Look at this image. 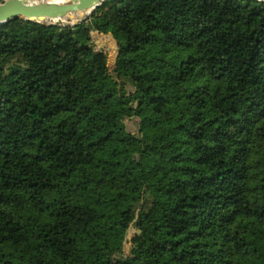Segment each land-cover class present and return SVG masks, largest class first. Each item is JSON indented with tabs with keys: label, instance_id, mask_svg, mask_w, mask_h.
I'll return each instance as SVG.
<instances>
[{
	"label": "trees",
	"instance_id": "obj_1",
	"mask_svg": "<svg viewBox=\"0 0 264 264\" xmlns=\"http://www.w3.org/2000/svg\"><path fill=\"white\" fill-rule=\"evenodd\" d=\"M0 264H264V2L1 25Z\"/></svg>",
	"mask_w": 264,
	"mask_h": 264
},
{
	"label": "water",
	"instance_id": "obj_2",
	"mask_svg": "<svg viewBox=\"0 0 264 264\" xmlns=\"http://www.w3.org/2000/svg\"><path fill=\"white\" fill-rule=\"evenodd\" d=\"M106 0H3L0 3V26L16 19L49 26H73L84 20ZM250 1V0H242ZM264 2V0H254ZM81 16L74 23L72 19Z\"/></svg>",
	"mask_w": 264,
	"mask_h": 264
},
{
	"label": "rangeland",
	"instance_id": "obj_3",
	"mask_svg": "<svg viewBox=\"0 0 264 264\" xmlns=\"http://www.w3.org/2000/svg\"><path fill=\"white\" fill-rule=\"evenodd\" d=\"M94 40L95 42L103 49L104 53L106 54V66H107V77L109 83L116 87L117 90L120 92V80L118 79L116 73L113 70L114 65V59L116 55V43L110 36H101L94 34ZM126 86V85H125ZM128 87V86H127ZM123 89V87H122ZM125 88L123 89V91ZM128 113L127 117L125 119V126L126 130L133 135H136L138 133V126H137V120L134 118V112L131 107V104L128 105ZM137 233L134 226H131L130 230L128 231L127 239L129 240ZM129 245L124 244L123 249L119 253H115L114 257L117 259L125 258L129 255Z\"/></svg>",
	"mask_w": 264,
	"mask_h": 264
},
{
	"label": "bare ground",
	"instance_id": "obj_4",
	"mask_svg": "<svg viewBox=\"0 0 264 264\" xmlns=\"http://www.w3.org/2000/svg\"><path fill=\"white\" fill-rule=\"evenodd\" d=\"M53 1H54V0H53ZM55 1L61 2V1H63V0H55ZM80 17H81V16H78L77 18L72 19L71 23H74V22H75L76 20H78Z\"/></svg>",
	"mask_w": 264,
	"mask_h": 264
}]
</instances>
